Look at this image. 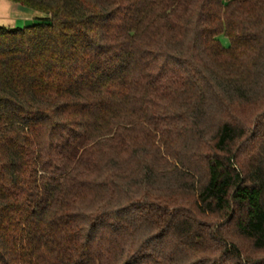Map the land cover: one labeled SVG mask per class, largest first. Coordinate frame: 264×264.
I'll return each instance as SVG.
<instances>
[{"label":"trees","instance_id":"obj_1","mask_svg":"<svg viewBox=\"0 0 264 264\" xmlns=\"http://www.w3.org/2000/svg\"><path fill=\"white\" fill-rule=\"evenodd\" d=\"M4 1L0 264H264V0Z\"/></svg>","mask_w":264,"mask_h":264},{"label":"rangeland","instance_id":"obj_2","mask_svg":"<svg viewBox=\"0 0 264 264\" xmlns=\"http://www.w3.org/2000/svg\"><path fill=\"white\" fill-rule=\"evenodd\" d=\"M43 17L18 5L0 0V25L5 27L24 28L36 23L38 18ZM222 47H227V40L220 36L218 38Z\"/></svg>","mask_w":264,"mask_h":264}]
</instances>
